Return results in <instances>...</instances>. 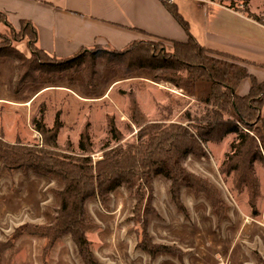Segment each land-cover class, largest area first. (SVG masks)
Wrapping results in <instances>:
<instances>
[{
	"label": "rangeland",
	"instance_id": "obj_1",
	"mask_svg": "<svg viewBox=\"0 0 264 264\" xmlns=\"http://www.w3.org/2000/svg\"><path fill=\"white\" fill-rule=\"evenodd\" d=\"M215 1L232 4L247 16L264 14V0ZM19 29V24H12L8 18L7 24H0V47L17 51L26 63L34 61L27 38L16 34ZM139 41L172 48L168 42L151 36ZM85 50L74 56L73 62H35L40 70L31 71L32 82L18 89V79L26 68L21 69L15 59H0V100L14 103L10 106L0 102V136L5 143L33 150L42 148L41 136L32 125V119L42 116L46 128H51L55 119L60 121L59 151L75 154L80 132L89 124L92 157L96 160L101 144L109 139L106 115L116 119L124 141L135 142L137 130L131 133L128 124L129 95L134 93L148 121L164 122L180 119L184 109L196 105L208 92L205 83L184 84L176 89L165 82L167 74L160 69L127 73L102 59L106 49ZM38 62L61 70H43ZM232 139L233 135L219 144L206 143V158L189 156L181 161L187 172L208 179L218 188L226 205L221 219L204 194L193 195L184 183L179 188V199L185 213L180 212L171 200L170 183L161 176L151 179L138 204L129 191L119 188L107 202L91 198L84 204L86 221L92 224L85 235L96 260L100 264H264V168L257 166L262 191L253 216L246 192L234 190L231 179L219 171ZM1 170L0 167V264H84L69 234L60 236L42 253L45 240L23 230L33 225L34 231L52 221L60 207L58 192L64 184L33 172L24 176L19 170ZM142 245L172 250L151 256L142 250Z\"/></svg>",
	"mask_w": 264,
	"mask_h": 264
},
{
	"label": "trees",
	"instance_id": "obj_2",
	"mask_svg": "<svg viewBox=\"0 0 264 264\" xmlns=\"http://www.w3.org/2000/svg\"><path fill=\"white\" fill-rule=\"evenodd\" d=\"M161 2L186 32V42L166 41L172 48L164 49L162 45L153 42L135 41L123 51L104 50L102 59L106 63L122 67L127 73L160 69L167 74L164 77L165 82L179 90L184 84H207L206 95L196 105L184 109L179 115L180 119L148 121L140 112L139 103L133 93L129 95L128 128L131 133L134 129L137 130L135 142L124 141L116 119L106 115L109 139L101 144L100 155L96 160L92 157L94 151L89 124L80 132L77 153L70 155L59 151L57 138L62 125L57 119L51 128L44 126L42 116L38 120L32 119L34 130L41 136L43 143V147L38 150L10 145L0 139L2 170H19L24 176L33 172L64 184L63 189L58 192L60 207L52 221L34 228V231L33 225L23 229L32 236L45 240L42 253H46L60 236L69 234L84 264H100L93 256L91 242L85 235L86 229L92 225L86 221L85 202L91 198L101 203L107 202L115 190L123 188L130 192L131 199L138 204L143 200L144 191L151 179L157 176L170 183L171 200L180 212L185 213L179 199V188L184 183L193 195L204 194L211 203L212 210L221 219L226 205L218 188L208 179L187 172L181 161L189 156L206 158L204 145L219 144L229 134H232L234 139L219 171L231 179L234 190L239 193L246 192L248 206L252 209V215L256 216L253 210L260 199L261 185L255 173V166L264 167V119L261 117L264 108V81L257 83L248 75L245 67L235 63L236 59L199 45L175 7L169 5L166 0ZM6 16L0 12V24H7ZM251 18L261 22L259 17ZM19 26L16 34L23 37L22 39L27 38L28 50L36 61L26 63L17 51L6 46L0 47V59H15L21 69L27 70L19 77L17 89L32 82L31 71L40 70L35 62L44 59L57 61L37 48L38 33L29 21H19ZM3 44L9 45L5 40ZM95 48L99 49H93ZM83 51L86 50L81 49L74 56ZM94 54L92 52L91 55ZM157 54L159 55L156 56ZM208 54L220 58L214 59ZM74 56L58 61L67 62ZM73 61L75 60L71 62ZM38 64L46 67H43V70H61L51 64ZM248 77L251 79V88L246 96L240 97L236 94L237 87ZM141 248L151 256L172 250L164 246L151 248L142 245Z\"/></svg>",
	"mask_w": 264,
	"mask_h": 264
},
{
	"label": "crops",
	"instance_id": "obj_3",
	"mask_svg": "<svg viewBox=\"0 0 264 264\" xmlns=\"http://www.w3.org/2000/svg\"><path fill=\"white\" fill-rule=\"evenodd\" d=\"M169 5L175 7L199 45L236 59L235 63L245 67L257 83L264 81V27L259 22L226 2L174 0ZM0 12L14 25L29 21L38 33L37 48L56 60L69 59L81 49L94 47L123 51L144 36L187 41L186 32L161 0H0ZM263 15L253 14L261 19ZM250 77L240 82L238 96L248 94ZM3 101L14 105L10 100ZM261 117L264 119V108ZM257 166L255 173L262 191Z\"/></svg>",
	"mask_w": 264,
	"mask_h": 264
},
{
	"label": "built area",
	"instance_id": "obj_4",
	"mask_svg": "<svg viewBox=\"0 0 264 264\" xmlns=\"http://www.w3.org/2000/svg\"><path fill=\"white\" fill-rule=\"evenodd\" d=\"M33 1H36V0H33ZM166 1H167L168 4H170V3H172L174 0H166ZM259 24H261V26L264 27V15H263V17H262V19H261V22H259Z\"/></svg>",
	"mask_w": 264,
	"mask_h": 264
}]
</instances>
